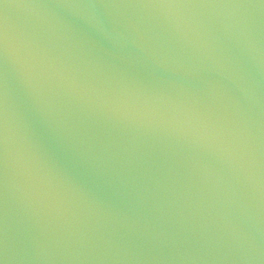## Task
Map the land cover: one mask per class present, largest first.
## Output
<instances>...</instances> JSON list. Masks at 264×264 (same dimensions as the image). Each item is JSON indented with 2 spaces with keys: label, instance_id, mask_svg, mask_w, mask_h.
<instances>
[{
  "label": "water",
  "instance_id": "water-1",
  "mask_svg": "<svg viewBox=\"0 0 264 264\" xmlns=\"http://www.w3.org/2000/svg\"><path fill=\"white\" fill-rule=\"evenodd\" d=\"M0 264H264V0H0Z\"/></svg>",
  "mask_w": 264,
  "mask_h": 264
}]
</instances>
